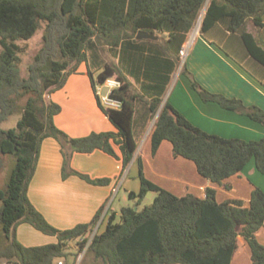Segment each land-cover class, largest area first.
I'll return each instance as SVG.
<instances>
[{
    "label": "trees",
    "instance_id": "trees-1",
    "mask_svg": "<svg viewBox=\"0 0 264 264\" xmlns=\"http://www.w3.org/2000/svg\"><path fill=\"white\" fill-rule=\"evenodd\" d=\"M208 0H0V264H56L71 255L76 242L82 252L104 213L101 208L89 223L61 230L53 226L29 199L42 144L56 139L63 155L62 176H78L97 186L111 179H92L72 168L74 153L100 150L122 161L124 170L138 149L136 122L140 109L147 124L158 115L151 132L152 155L162 143L173 146L175 158L193 162L198 173L213 184H225L255 160L264 175V138L246 141L210 134L190 122L164 97L180 62V50L188 40ZM220 22L231 34L240 35L249 55L264 66V0H209L201 34L207 35ZM252 24L253 32L247 30ZM45 25L43 45L22 74L19 42L31 40ZM147 31L165 37L138 40ZM103 50L116 59L105 62ZM75 63V65H73ZM87 65L100 109L115 132H94L72 138L55 124L59 104L49 100L62 89L80 65ZM93 66V69H92ZM185 72L190 74L187 69ZM191 75L192 88L204 102L248 116L264 126V110L246 106L240 99L213 93ZM116 78L121 86L111 97L122 102L119 110L102 106L96 86ZM18 116L15 127L3 124ZM116 147H119L120 153ZM139 192H131L135 207L113 212L106 229L95 234L88 252L105 264H232L238 238L246 241L254 264H264V245L257 233L264 228V191L255 187L248 204L242 200L217 201V190L208 188L204 198L177 196L148 180L138 158ZM154 202L139 210L146 194ZM119 218V221L118 219ZM29 224L58 242L26 247L17 229Z\"/></svg>",
    "mask_w": 264,
    "mask_h": 264
},
{
    "label": "crops",
    "instance_id": "crops-1",
    "mask_svg": "<svg viewBox=\"0 0 264 264\" xmlns=\"http://www.w3.org/2000/svg\"><path fill=\"white\" fill-rule=\"evenodd\" d=\"M208 3L209 0L197 22L198 25L201 24L202 26ZM251 29L252 26L247 25L249 32H253ZM157 37V41L166 43L167 39L165 37L161 35H157ZM186 69L209 91L240 99L246 106L255 105L264 110V66L249 55L240 35L231 34L227 30V22L218 23L207 35V38L199 33L197 43L193 44L186 59ZM176 72L172 77L170 87L179 75ZM77 76L75 75L71 79L69 86L77 85L79 87L80 85V92L85 95L84 99L88 100L89 107L95 114L94 110L97 107H93V101L91 100L90 81L85 75ZM187 82H183L186 89L179 92L190 98L192 107L185 105L179 92V97L175 98L180 81L168 99V92L166 93L164 101H169L192 124L210 134L228 139L238 138L249 141L258 140L264 136L262 125L246 115L226 110L217 103L204 102L197 92L188 88ZM52 99V96L49 97V100ZM101 112L104 114L102 110L97 109L96 114L101 115ZM144 112L145 110L140 109L138 114L136 122L138 149L130 166L133 168L137 166V171L132 176L136 181V183L134 182V191L138 192L141 189L139 157L143 160L144 174L148 180L180 197L192 194L204 198L206 190L213 188L217 190V201L220 203L237 199L248 204L255 187L264 191V175L257 170L255 160L250 161L239 175L225 182L230 186L228 189L203 178L198 173L195 164L189 163L184 158H175L173 146L168 141H164L158 153L153 156L151 133L144 137L140 136L141 129L147 125L145 120L142 119ZM101 117L104 119H101ZM101 117L97 118L100 119L104 128L96 129L111 131L112 125L105 117L102 115ZM56 125L60 129L64 128L71 133L69 134L70 137H75L73 136L75 135L74 132L68 130L69 123L67 119L63 120L58 117ZM116 150L120 153L119 147H116ZM84 156L88 161L82 159L81 154L74 153L71 163L72 168L83 171L92 179H111L110 185H92L78 176H71L64 180L62 176L64 159L60 143L54 138H47L42 144L39 163L30 184L28 196L36 209L58 229H71L78 224L91 222L96 213L106 206L119 185L123 165L121 160L100 150ZM86 164H90V168L84 167ZM109 211L115 212L119 216V213L113 207ZM107 217H110L108 212L105 218ZM46 237L50 238L52 236L48 237V235L37 231L29 224H22L17 229V238L26 247L52 243ZM52 238L57 240L56 237ZM257 238L264 245V228L257 233ZM72 258L64 259L66 261H64V264H73ZM232 264H254L250 248L241 236L238 238V249Z\"/></svg>",
    "mask_w": 264,
    "mask_h": 264
},
{
    "label": "rangeland",
    "instance_id": "rangeland-1",
    "mask_svg": "<svg viewBox=\"0 0 264 264\" xmlns=\"http://www.w3.org/2000/svg\"><path fill=\"white\" fill-rule=\"evenodd\" d=\"M199 26H200V28H199ZM250 26H252V24H250ZM44 28H45V25L31 40L19 42V45L24 48V53L21 54V58H22L21 69H22V74L24 76L27 74V67L32 63L34 56L41 49V47L43 45ZM251 30H253V27ZM200 31H201V24L200 25L197 24V26L195 27L193 32L190 34L189 40L191 38H193L194 36H196L194 43H197L198 35H199V33H201ZM102 58L104 59L105 62L116 63V59H114L109 54L108 51L103 50ZM73 65H75V63ZM92 69H93V66H92ZM185 69H186V61L184 63L182 61H180L179 66L177 68V72H176V74L177 75L179 74V75L173 81L171 87L169 88V91L167 93V99L170 97L172 91L174 90V88L176 87V85L179 81H180V85L178 87V91L175 93L176 99H177V96L179 97L178 92L186 89V87L183 84L184 81H188L187 82L188 88H190L192 91L197 92L196 90H194L192 88V81H191V75H190L192 73L189 71L188 72L190 74L186 73ZM86 72H87V65L84 63V64L80 65L77 73H72L69 76L66 85L62 89L54 91L51 95L53 97L52 101L59 104L61 107L60 114L55 117V124H56V119L58 117H61L63 120L67 119L68 123H69L68 130H72L70 132H74V134H75V135H73L75 137H72V138H83V137L88 136L90 133H94V132L99 133V132H115L116 131V128L113 126V124L110 122V120L102 112H101L102 113L101 115L103 117H105V119L110 123V125H112V130L111 131H108V130L99 131L96 129V128L102 129L104 127L101 124L100 119L97 118V117H101V115L96 114L97 109H100V107L98 105L97 97H96L95 91L92 87L91 80H90V78ZM75 75H78L77 77H80V75H85L88 77V80L90 81L91 100L93 101V107H95V108L97 107L94 110L95 114L92 112L91 108L89 107L88 100L84 99L85 95L82 92H80V88H81L80 85H79L80 88L77 85L69 86L71 79H73L75 77ZM181 78L183 80H180ZM107 92H108V90L106 88H104L103 89V95H106ZM180 95H181V99L183 100L185 105L188 107L189 106L192 107L190 98L187 97L184 93H180ZM100 111H101V109H100ZM157 118H158V115L153 117L147 123L145 128L141 129L140 136L144 137V136L149 135V133L152 132V130L155 126V123L157 121ZM18 119H19L18 116H14V117L10 118L7 122H5L3 124V128L4 129H10V128L15 127ZM101 119H104V118L101 117ZM260 125H262V124H260ZM61 130L64 131L68 135L71 134L68 131H66L64 128ZM263 138H264V136L258 140H261ZM258 140H249V141H258ZM79 154L82 155V159H85L86 161H88V159L84 158L85 154L84 155L82 153H79ZM145 156H147V155H145ZM189 163H192L194 165V163L191 161H189ZM131 164H132V162H131ZM131 164L125 170H124L123 165H122L119 185L117 186L115 192L113 193L112 198L106 204L104 213L102 215V218H104V219H103L101 225L99 226V231H101V232H102V230H104L106 228L108 220H109V217L105 218L107 215V212L109 213V215H111L113 213V212L109 211L111 209V207H113V209L115 211L120 213L121 209L123 207H135L137 204V200H132L130 198L131 192H137V191H134L135 190L134 189V182L136 183V181H134V177H132L133 174L136 173V171H137V166H135V168H133V167H130ZM89 166H90V164L84 165V167H86V168ZM73 169H74V167H73ZM78 171L84 173L81 170H78ZM5 176H6L5 173H3L2 176L0 177V188H2L4 186ZM155 197H156L155 192H153V191L148 192L146 194L145 198L143 199V201L141 202V204L139 206H137V208L139 210H143L146 206H150L154 202ZM117 219L119 221V218H117ZM47 239H50L52 241V243H48V244L57 243V240L55 238L50 237ZM40 246H42V245H40ZM70 246L71 247L69 248V252L71 253V255L68 257V259L73 257L72 258L73 264H98V263L105 264L102 260H99V261L95 260L94 254L88 252V250L85 251L83 249V251L80 252L79 247L77 246L76 242H72L70 244ZM97 261H98V263H97Z\"/></svg>",
    "mask_w": 264,
    "mask_h": 264
},
{
    "label": "built area",
    "instance_id": "built-area-1",
    "mask_svg": "<svg viewBox=\"0 0 264 264\" xmlns=\"http://www.w3.org/2000/svg\"><path fill=\"white\" fill-rule=\"evenodd\" d=\"M195 38H196V36H194L190 40L188 39L184 43V45L182 46V48L180 50V61H182L183 63L186 61V59H187V57H188V55L192 49ZM120 86H121V82L119 80H117L116 78H110L104 84H99L96 86L97 95L99 96L100 102L104 108L114 109V110H119L122 108V102L119 100H115L111 97L112 91L115 89H118ZM104 88H106L108 90L106 95H103V89ZM103 219L104 218H101V221L99 222V226L101 225ZM99 226L97 227L96 231L88 238L87 242H86L87 238H85V237H82L78 240V242H80V243H83V242L86 243V246L84 248L85 251L88 250L93 238L95 237V234L99 230ZM57 264H64V259L59 260L57 262Z\"/></svg>",
    "mask_w": 264,
    "mask_h": 264
},
{
    "label": "water",
    "instance_id": "water-1",
    "mask_svg": "<svg viewBox=\"0 0 264 264\" xmlns=\"http://www.w3.org/2000/svg\"><path fill=\"white\" fill-rule=\"evenodd\" d=\"M200 28V26H199ZM137 39L138 40H145V39H153V40H156L158 39V37L153 34V33H150V32H147V31H141L139 32L138 36H137Z\"/></svg>",
    "mask_w": 264,
    "mask_h": 264
}]
</instances>
